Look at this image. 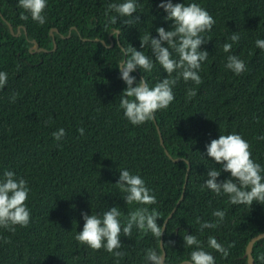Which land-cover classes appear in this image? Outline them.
Segmentation results:
<instances>
[{"label": "trees", "instance_id": "obj_1", "mask_svg": "<svg viewBox=\"0 0 264 264\" xmlns=\"http://www.w3.org/2000/svg\"><path fill=\"white\" fill-rule=\"evenodd\" d=\"M122 2L47 0L46 22L40 25L30 15L21 19L18 0H0V71L8 76L0 89V177L11 170L27 181L31 213L27 227L17 226L15 233L0 229V236L11 241L0 240V264H117L105 249L93 251L75 236L83 229V213L102 215L118 206L123 226L131 210L145 206L126 204L116 185L123 169L140 175L155 195L157 202L146 206L159 213L158 224L175 206L161 236L164 263L189 260L196 246H184L183 236L193 234L215 264H248L245 247L264 232V204L232 205L227 195L202 186L209 169L221 167L206 149L221 134L241 135L264 168V140L257 139L264 136V51L255 44L264 39V0H172L195 2L215 20L211 31L202 33L210 39L201 46L209 53L198 71L203 83L181 78L169 107L142 125H132L119 107L127 85L117 66L128 58L121 49L134 47L152 58L140 38L149 33L158 38L156 29L171 30L173 21L165 19L162 0H135L138 20L130 25L124 21L131 17L106 15L109 3ZM112 16L116 24L110 23ZM233 32L239 43L229 39ZM226 42L233 43L230 53L223 51ZM228 55L242 59L246 71L237 75L227 69ZM173 58H178L175 52ZM153 63L151 72L137 68L131 75L153 87L167 76L154 58ZM189 88L197 91L191 100ZM81 127L83 136L77 131ZM60 128L66 135L57 141L52 133ZM229 177L221 170L217 180ZM214 210L224 211V220L201 232L197 217L215 223ZM209 236L228 250L226 258L208 246ZM120 239L126 255L118 264H145L148 249L162 252L159 238L136 227L131 237L121 234ZM261 256L264 237L253 243L254 264H264Z\"/></svg>", "mask_w": 264, "mask_h": 264}, {"label": "clouds", "instance_id": "obj_2", "mask_svg": "<svg viewBox=\"0 0 264 264\" xmlns=\"http://www.w3.org/2000/svg\"><path fill=\"white\" fill-rule=\"evenodd\" d=\"M18 5L24 10L21 13V19L27 20L30 15L31 19L40 25L46 22L43 13L47 7V0H18ZM159 7L167 13L165 19L173 23L171 30L158 27L156 29L158 38L150 33L140 38L141 48L148 47L152 58L134 47L122 48V52L128 58L117 66L121 79L127 85L120 94L119 107L132 125H142L151 121L158 110L167 109L175 99L173 87L181 78L185 82L192 81L196 85L203 83L198 71L201 63L207 60L209 53L207 50H202L201 46L210 39H206L202 33L211 31L215 24L214 18L195 2L186 5L185 3H173L172 0H162ZM111 11L117 13L119 17L132 18L131 20L126 19L124 24L130 25L138 20V17L133 18V13L137 12L135 0L109 3L106 15ZM110 23L116 24L117 17H110ZM115 31L118 34L119 30ZM229 39L233 43H239L240 36L237 32H233ZM233 43H224L223 51L230 53ZM255 44L258 49L264 51V39H257ZM173 52L178 58H173ZM153 58L167 73V76L153 87H149L145 78L137 81L131 73L137 68L151 72L154 67ZM225 67L237 75L246 71L245 62L237 55H228ZM173 73H175L174 76ZM7 79V73L0 71V89L7 84ZM196 94L197 91L194 88H189L186 93L188 100L194 98ZM16 98L15 94L12 95L11 102H15ZM77 131L81 136L84 135V128L81 127ZM52 135L55 140L60 141L66 133L63 128H60ZM257 139L264 140V136L257 137ZM250 148V143L237 133L221 134L218 139L211 140L206 146L207 156L221 167L220 169H209L208 178L202 187L218 196L227 195L232 205L244 204L251 207L254 201L264 204V175H262L264 168L252 159ZM221 170L230 173V177L218 182L217 178ZM116 185L124 194L123 198L127 205L135 203L145 206L131 210L123 226L120 220L122 212L118 206L110 207L102 215L83 213V229L77 233L75 240L93 251L105 249L117 258L118 264L119 259L126 255L120 251L123 246L120 239L121 234L131 237L133 227H136L144 234L151 232L161 239L164 225L157 223L158 218H161L159 213L155 209L150 211L146 206L153 205L157 201L140 175L132 174L128 169L120 170ZM29 192V185L24 178H18L11 170L4 171L3 176L0 177V229L15 233L17 226L27 227L29 225L31 213L26 205ZM212 215L218 218L215 223L202 222L197 217L196 222L200 225L201 232L205 228L218 227L226 213L214 210ZM0 240L4 243L11 242L3 236H0ZM183 240L186 247L196 246V250L190 254V259L183 261V264H215L214 256L203 249L197 236L187 234L183 236ZM207 243L210 248L220 252L225 258L228 256V250L215 237L209 236ZM260 259L264 261V256ZM145 264H164V257L157 251L148 249L145 253Z\"/></svg>", "mask_w": 264, "mask_h": 264}, {"label": "water", "instance_id": "obj_3", "mask_svg": "<svg viewBox=\"0 0 264 264\" xmlns=\"http://www.w3.org/2000/svg\"><path fill=\"white\" fill-rule=\"evenodd\" d=\"M8 25H9L10 32L13 33L14 31H13V28H12L11 24L8 23ZM19 29H20V27L18 26V27H17V31H16L15 34H18V33H19ZM53 30H54V28L50 29L49 33L52 34V31H53ZM33 42H34V44H33L32 47H33L35 50H38V49H39V48H38V43H37L36 41H33ZM101 42H102L103 44H105V41H104V40H101ZM53 43H54L53 48H55V47H56V44H55L54 39H53ZM109 45L112 46V45H113V42L110 41ZM42 49H44V48H42ZM44 50H45V49H44ZM160 142H161V144H163V140H162L161 137H160ZM165 152L168 153L166 149H165ZM177 159H178V158H176L175 160H177ZM188 169H189V165L187 166V170H188ZM185 181H186V177H185ZM183 189H184V185H183ZM182 196H183V191L181 192L180 197H179V199L177 200L176 204L179 203V201L181 200ZM174 210H175V206L171 209V211H170V212L168 213V215L165 217V219H164V221H163V224H162V225H164V227H165L166 221H167L168 218L171 216V214H172V212H173ZM163 229H164V228H163ZM261 237H264V232H259V233H257L256 235L252 236V237L249 239V241L247 242V244H246L244 255L247 257V263H248V264H254L253 257H252V246H253V243L255 242V240H257V239H259V238H261ZM160 248H161V250H162V252H161L160 255H162V256L165 258V250H164L163 245H162V238L160 239ZM164 264H166V263H164ZM179 264H183V261H181Z\"/></svg>", "mask_w": 264, "mask_h": 264}]
</instances>
